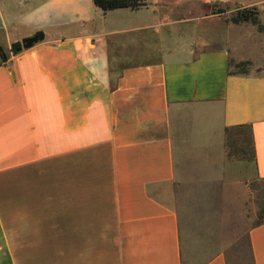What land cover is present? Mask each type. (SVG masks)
<instances>
[{
  "label": "crops",
  "instance_id": "1",
  "mask_svg": "<svg viewBox=\"0 0 264 264\" xmlns=\"http://www.w3.org/2000/svg\"><path fill=\"white\" fill-rule=\"evenodd\" d=\"M213 5L264 24V0H0V264H183L176 161L228 126L264 177V30ZM248 239L264 264V221Z\"/></svg>",
  "mask_w": 264,
  "mask_h": 264
},
{
  "label": "rangeland",
  "instance_id": "2",
  "mask_svg": "<svg viewBox=\"0 0 264 264\" xmlns=\"http://www.w3.org/2000/svg\"><path fill=\"white\" fill-rule=\"evenodd\" d=\"M236 8L213 5L211 10H223L220 13L231 20ZM248 9L264 26L260 11ZM253 166L250 147L246 143L231 146L225 137L222 158L216 150H188L184 161H176L183 264H202L216 253H223L227 264H254L248 232L264 219V184L259 191L251 189L250 183L257 178L251 176Z\"/></svg>",
  "mask_w": 264,
  "mask_h": 264
},
{
  "label": "trees",
  "instance_id": "3",
  "mask_svg": "<svg viewBox=\"0 0 264 264\" xmlns=\"http://www.w3.org/2000/svg\"><path fill=\"white\" fill-rule=\"evenodd\" d=\"M94 4L98 6L103 11L114 9L118 7H130V8H138L145 4V0H93ZM223 10L214 11L216 13H220ZM233 22H240V21H248L252 24L257 25L258 30H264V26L260 24L258 18L254 13H252L248 8H236V13L231 18ZM15 43L13 44V46ZM12 46V51H13ZM0 53L5 57V53L0 46ZM248 61H241V62H230V66L237 67L238 69H231L232 72H247L248 70L239 69L241 65H249ZM224 137L226 141L231 142V146L234 145H243L246 143L250 147L251 157L254 154V146H253V134L252 128L248 124H239L228 126L224 130ZM237 147V146H236ZM253 158V157H252ZM264 184V177H257L256 180L250 183V187L253 191H259L261 185ZM264 219L260 220L257 224L263 222ZM252 255V252H251ZM253 260V257H252Z\"/></svg>",
  "mask_w": 264,
  "mask_h": 264
},
{
  "label": "water",
  "instance_id": "4",
  "mask_svg": "<svg viewBox=\"0 0 264 264\" xmlns=\"http://www.w3.org/2000/svg\"><path fill=\"white\" fill-rule=\"evenodd\" d=\"M43 36V32L41 30H38L33 35L26 36L22 38L20 42L15 43V45L13 46V51L19 52L22 48H28L42 39Z\"/></svg>",
  "mask_w": 264,
  "mask_h": 264
}]
</instances>
